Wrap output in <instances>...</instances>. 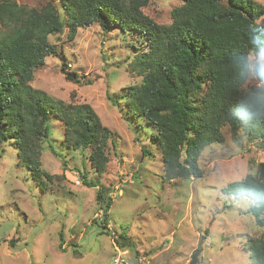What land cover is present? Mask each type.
Listing matches in <instances>:
<instances>
[{"label": "rangeland", "instance_id": "374dc122", "mask_svg": "<svg viewBox=\"0 0 264 264\" xmlns=\"http://www.w3.org/2000/svg\"><path fill=\"white\" fill-rule=\"evenodd\" d=\"M264 5V0H259ZM40 10L60 0H16ZM184 0H149L142 10L160 25L172 23V11ZM60 14L65 13L62 7ZM264 26V18L259 22ZM110 27V26H108ZM66 28L50 38L59 55L47 58L30 83L54 100L89 104L113 133L106 154L107 170L95 172L88 151H70L64 124L52 120L51 143L43 144L42 169L52 176L37 183L19 164L18 150L0 143V264H112L121 244L129 264H254L250 238H261L242 195L224 194L230 182L255 174L264 162V144L243 132L239 142L223 129L225 142L208 146L199 159L201 179L165 181L162 148L154 128L129 114L127 89L142 76L132 64L139 42L135 32L101 25L78 30L73 40ZM135 45V46H134ZM76 72L80 83L62 71ZM248 86L259 85L248 80ZM67 164V169L64 168ZM87 176L86 184L83 176ZM44 184V185H43ZM112 201L107 228L98 192Z\"/></svg>", "mask_w": 264, "mask_h": 264}, {"label": "trees", "instance_id": "16d2710c", "mask_svg": "<svg viewBox=\"0 0 264 264\" xmlns=\"http://www.w3.org/2000/svg\"><path fill=\"white\" fill-rule=\"evenodd\" d=\"M60 2L37 10L16 0H0V143H11L18 150L19 164L32 172L34 181L53 179L42 169L44 143L61 157L51 143L53 119L63 122L64 143L70 151L91 149L96 173L104 174L109 163L106 151L113 133L92 106L54 100L30 85L35 70L47 58L58 57L59 47L50 38L66 28L69 40L94 24L105 31L111 27L138 34L143 47L136 44L132 68L142 80L129 87L123 99L131 116L154 128L152 138L162 148L166 182L204 177L199 159L208 146L225 142V127L237 143L243 132L264 144V110L251 118L240 114L257 85L248 86L234 64L239 56L256 50L254 37L264 40V26L259 23L264 5L259 0H184L172 11L170 25L144 14L149 0ZM67 66L62 68L66 79L80 83ZM83 176L86 184L97 187ZM105 192L106 188L99 189L98 204L107 228L112 201ZM224 194L251 197L255 205L248 212L264 229V162L255 174L230 182ZM120 246L125 250L126 245ZM247 247L254 264H264V235L250 238Z\"/></svg>", "mask_w": 264, "mask_h": 264}, {"label": "clouds", "instance_id": "9594fccd", "mask_svg": "<svg viewBox=\"0 0 264 264\" xmlns=\"http://www.w3.org/2000/svg\"><path fill=\"white\" fill-rule=\"evenodd\" d=\"M253 43L256 45V50L239 56L234 62L242 80L259 81V85L241 105L242 118H251L264 110V40L257 36L253 38ZM241 199H251V197L242 195Z\"/></svg>", "mask_w": 264, "mask_h": 264}, {"label": "built area", "instance_id": "2783aa9c", "mask_svg": "<svg viewBox=\"0 0 264 264\" xmlns=\"http://www.w3.org/2000/svg\"><path fill=\"white\" fill-rule=\"evenodd\" d=\"M129 256H131L129 251L117 248V255L113 259L112 264H129Z\"/></svg>", "mask_w": 264, "mask_h": 264}, {"label": "water", "instance_id": "95a60500", "mask_svg": "<svg viewBox=\"0 0 264 264\" xmlns=\"http://www.w3.org/2000/svg\"><path fill=\"white\" fill-rule=\"evenodd\" d=\"M198 254H199V253L195 254V256L193 257V261H192L191 264H196V258H197V256H198Z\"/></svg>", "mask_w": 264, "mask_h": 264}, {"label": "crops", "instance_id": "0c3cea01", "mask_svg": "<svg viewBox=\"0 0 264 264\" xmlns=\"http://www.w3.org/2000/svg\"><path fill=\"white\" fill-rule=\"evenodd\" d=\"M127 251H129V250H127Z\"/></svg>", "mask_w": 264, "mask_h": 264}]
</instances>
